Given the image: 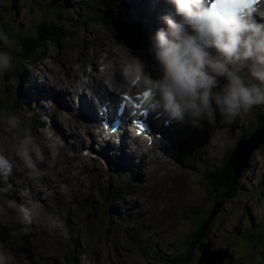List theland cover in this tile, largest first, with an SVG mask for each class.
I'll list each match as a JSON object with an SVG mask.
<instances>
[{
	"label": "rangeland",
	"instance_id": "1",
	"mask_svg": "<svg viewBox=\"0 0 264 264\" xmlns=\"http://www.w3.org/2000/svg\"><path fill=\"white\" fill-rule=\"evenodd\" d=\"M49 2L50 0H0V26L16 41L10 52L14 67L10 72H0V116L5 111L9 114L23 113L31 130L40 124V129L32 131L38 138L46 130L42 129L43 123H39L38 116L48 113L59 125L61 130L59 129L58 136L64 142V168L54 173V180L47 176L43 178V184L51 195L45 192L39 195L31 193L48 213L64 219L71 239L64 240L47 230L42 234L45 229L39 226H34L30 235H22L21 225L15 216L14 219L11 215L0 216V243L9 251L7 254L12 257L13 264H154L157 260L172 264V254L178 257L176 264H196L199 253L196 246L199 240L211 243L212 247L228 245L231 252L230 264H264V234L250 238L251 231L263 230L255 224L264 219V138L261 145L252 152L236 182L232 183L238 190L233 195H228L232 191L230 188L219 193L209 189L212 176L205 174L211 169L225 172L226 158L237 141L246 138L241 134H251L256 128L260 130L264 123L250 112L242 113L232 124H225L217 112L216 124L221 123L222 131L213 135L210 129L212 124L207 120L201 121L208 129L204 132V138L200 137L198 142L200 150H191L195 139L180 146L178 153H181L182 159L178 161L177 156L172 159L176 168L172 178L165 179V182L156 187L163 190V184L168 183L169 192H163L162 197L160 193H155L148 199L150 203L161 202L160 211L163 216L155 219L146 205L140 209L132 208L137 192L132 186L134 176L137 174V184L145 177L136 168L133 171H123L124 168L118 170L90 145L82 147V144H87L84 131L70 133L66 116L70 117L71 114L67 112L65 116L56 110V103L47 99L40 82L46 78L53 81L55 74L62 75L57 71L61 69L62 61L67 57L80 55L91 47L90 44L86 47L77 46L87 27L99 37L103 46L109 44L117 53L116 49L122 45L117 44L106 29L118 22V18L122 19V15L132 23L142 22L127 12V7L121 0H60L52 3L51 8L47 7ZM137 8L139 9V5ZM166 8L163 7L167 12ZM104 10L110 19L119 17L105 26L97 18ZM146 18L143 17V20L148 38L144 48L139 50L141 47L134 42L126 45L133 56L145 57L147 53L144 50L149 49V44L152 45L150 41L154 36L151 28L156 25L149 17L147 22ZM154 23L160 24L161 21ZM34 33V36H28ZM22 43L25 45L24 50L21 48ZM34 43L37 46L33 47ZM0 51L9 50L0 43ZM21 54L25 56H20ZM152 60L149 54L146 57L147 65ZM93 67L85 65L88 73H104L102 65ZM19 74L23 75L25 84L30 87V94L19 98L18 107L14 111L10 108L14 102L13 97L5 96L7 93L15 96L19 92L13 85ZM4 76H7L6 80ZM90 77L91 75L88 79ZM36 84L40 89L32 88ZM70 91V87L64 89L65 94ZM252 112L264 117V105L255 106ZM48 124L53 122L49 121ZM160 141L165 143L162 138ZM139 143L145 145L142 141ZM159 144L157 142L152 147L156 152L164 153L158 147ZM240 154L241 152L238 153ZM73 155L81 159L76 170L71 168L70 157ZM242 164L241 157L237 170ZM232 178L233 175L230 179ZM28 180L25 173L14 172L10 178L14 187L11 198L15 195V199L19 201L17 196L20 192L30 191L25 184ZM18 182L24 187L19 186ZM138 200L141 205L143 201ZM216 200L222 203L220 211L215 215L205 237L196 240L193 234L200 224L195 213L206 218ZM2 204L0 201V205ZM142 211L148 212L151 219L146 216L148 221L143 222ZM187 249L191 251L184 262Z\"/></svg>",
	"mask_w": 264,
	"mask_h": 264
},
{
	"label": "clouds",
	"instance_id": "2",
	"mask_svg": "<svg viewBox=\"0 0 264 264\" xmlns=\"http://www.w3.org/2000/svg\"><path fill=\"white\" fill-rule=\"evenodd\" d=\"M170 3L181 19L164 14L161 19L167 30L155 32L150 49L160 75L153 78L145 71V62L123 44L116 49L123 57L121 80L106 76L105 84L125 95L134 87L147 109L193 128H202L203 120L215 125L217 112L220 120L232 124L242 113L264 105V22L255 18L264 21V0ZM0 43L9 50L0 51V72L7 73L14 67L10 52L16 41L2 26ZM63 148L55 130H45L40 138L34 135L23 113L5 111L0 116V216H15L22 235H30L39 226L64 240L71 239L64 219L48 213L31 191L20 192L19 201L10 196L14 172L25 173L36 191L51 195L43 178L54 180V173L63 170ZM7 253L0 243V264H10Z\"/></svg>",
	"mask_w": 264,
	"mask_h": 264
},
{
	"label": "bare ground",
	"instance_id": "3",
	"mask_svg": "<svg viewBox=\"0 0 264 264\" xmlns=\"http://www.w3.org/2000/svg\"><path fill=\"white\" fill-rule=\"evenodd\" d=\"M121 1L124 3V6L127 7V12L130 13L133 18L143 20V17L146 18V16H149V19L151 21H161L159 26L158 24L152 22L156 25L151 28L152 36H154L155 32L160 28H164L165 30H167V24L164 23L161 19L164 14H172L177 20L179 17L175 14V7L172 3H170V0ZM138 5L139 9L137 8ZM164 5L167 6L166 9L169 10L168 13L165 12V9H163ZM255 18L258 22H264L260 17ZM113 19L117 20V18ZM127 25L129 28L130 23L128 22ZM150 42L153 43V39ZM87 44L91 45L89 49L83 51L80 55L76 54L75 57H67V59L62 61L61 69L57 70L62 75L55 74V78L53 81H48L46 78L45 81L41 80L40 82V87L44 90V95L49 100H54V102L56 103V110H59V112L66 111L71 114V111L67 107V104L65 102L64 89L68 87H70L72 89V92H74L75 94H80L81 98L87 103L90 108H93V105L96 101L104 100L105 97L107 99L116 98V91L111 90L105 84L104 80L106 76H112L117 82H120L121 78L119 73V63L123 58L122 55L115 53L109 44L103 46V43L99 41V37L93 31L91 32L89 27H87L83 32L81 41L77 43V46L86 47ZM150 49H152L151 44L148 51H150ZM136 51L139 52V50ZM105 53H107L108 55H106ZM108 56L109 59H106ZM144 56L145 57H142V55H140L138 57L145 62V71L150 73L153 78L158 77V62L155 60V58H153L152 63L150 65H147L146 55ZM71 63H73L74 66H72ZM86 64L90 65L91 68H94L93 66L102 65L104 73H88L87 69L85 68ZM89 75H91L89 79L87 78L85 80H81L83 76ZM40 87L37 84L36 86L32 85L33 89H40ZM26 101L28 100L26 99ZM130 116L132 115L130 113H127L128 121ZM38 118L40 119L39 123H43L42 129L55 130V133L57 135L59 134V126L55 124L52 115L44 113L43 115L38 116ZM105 119L110 124L112 123V120L108 116H105ZM49 121L53 122V124L49 125ZM86 121L87 120L82 117H76L69 122V125L72 131L78 129H84L85 131H87ZM154 121L155 127L159 126L162 128L164 140H166V143L161 146L164 153L156 152L153 149L150 150L149 147L143 146L140 143H136V146L129 148V146L123 142L115 144L112 141L100 145L99 153L102 154V156L107 160L108 163L114 165L118 170H122L124 168L123 171H125L126 169L133 171L136 168V171L138 173H142V176H144L145 179H141V182H139L138 184L135 183V177H137V174L134 176V182L132 183V186L134 187V190H137V192L135 200L131 205L132 208L135 209H140L143 205H146L149 209V212H151L152 217L156 219L163 216L162 212L160 211L162 204L161 202L157 201H151L150 203L148 199L155 195V193H160V196L162 197L164 195L163 192H169L170 189L168 187L170 185L168 183L163 184V190H158L156 187L160 183L165 182V179L172 178V174L176 171V168L174 167V161L172 159H174L176 156L177 159H179L181 154L174 152V148L183 146L187 143H191L195 139L196 141L192 145L195 149L200 150L197 147L198 142L200 141V137H202V139L204 138V132L208 129V127L206 125H203L202 128H193L190 124H188L179 131H174L170 126L164 128L162 122H160L158 118H154ZM220 124L221 123L218 122L217 124L210 126L213 135L220 134V132L222 131ZM208 140L210 139L208 138ZM81 146L87 147V144H82ZM62 157H65L64 153H62ZM70 161L71 168L76 170L79 163L81 162V159L79 156L73 155L70 157ZM25 184L31 192H36L37 195L41 194V191H36V189L32 187V184L29 180L27 183L25 182ZM18 185L21 186V182H18ZM23 187L24 186L22 185V188ZM150 188L153 189L149 192ZM17 198L20 200V195L17 196ZM138 199H140L141 202L143 201L141 205ZM1 203H3V201H1ZM146 216L151 219V216L148 212H143V222L148 221L145 219ZM10 217L14 219L13 215H11ZM45 232L46 230L43 231L42 234H44ZM12 260L13 259L10 256V264H13Z\"/></svg>",
	"mask_w": 264,
	"mask_h": 264
},
{
	"label": "trees",
	"instance_id": "4",
	"mask_svg": "<svg viewBox=\"0 0 264 264\" xmlns=\"http://www.w3.org/2000/svg\"><path fill=\"white\" fill-rule=\"evenodd\" d=\"M97 18L103 23V25L108 26L109 22H110V18L108 17V15L106 14L105 10L100 12V14L97 16ZM116 21V20H115ZM114 21V22H115ZM130 23V27L128 28L127 23ZM110 35V37L118 44H125V45H131L133 44V42L135 44H138L139 47H143L144 43H145V37L143 35V31L140 25L138 24H134L132 23L129 19H127L126 17H123L122 19L118 18V22L113 23V26H109V29H106ZM34 34L32 35H28L29 37L34 36ZM136 40V41H135ZM130 43V44H129ZM39 45V44H38ZM37 46V43L33 44V47ZM21 48L24 50L25 49V45L24 43H22ZM20 56H25L24 54H21ZM18 79L15 80V82L13 83V85L18 84ZM23 83V78H20V90H21V84ZM19 90V91H20ZM12 94V93H11ZM23 95V93H22ZM21 93L18 92L15 97H13L15 104L13 102V105H11V109L16 111L17 109V100L20 98ZM7 97V96H5ZM253 111V109H252ZM251 111V113L253 115H256L255 117L262 123H264V117L261 116L260 114H255ZM244 133V132H243ZM243 135V137H247L250 134H241V136ZM225 168L227 169L225 172H215L213 171V169L211 170H207L205 174H207V176H212V178L209 180L211 181L210 186L208 187L209 189H212L213 191H215L216 193H219V191H224L227 188H230L232 191L228 194V195H233L235 192H237L238 190H236L237 188L236 185L235 187L232 186L233 178L230 179L231 175H233L234 177V171L231 165H229L228 163L226 164ZM221 179V180H219ZM217 180V181H216ZM112 192L110 191L109 195H111ZM226 193H224L225 195ZM226 196V195H225ZM236 196V195H235ZM217 199H219V197L217 196ZM209 214V212H208ZM199 221V226L197 227L196 231L194 232L193 236L196 238V240H198L199 238V232H200V227L204 222L203 216L201 214H196ZM207 217V216H206ZM263 224V225H262ZM256 227H262L263 230L261 229H256L255 231H251L250 232V238H252V236H256V237H260L261 233L264 234V219L263 221H260L259 223L255 224ZM193 243V242H192ZM190 251L191 249H187L186 250V256H185V260L184 262L187 260V258L190 255ZM172 259H171V263L172 264H176V262H178V257L175 256L174 254L171 255ZM230 259L226 260L223 264H230L231 262L229 261ZM154 264H165L159 260L155 261Z\"/></svg>",
	"mask_w": 264,
	"mask_h": 264
},
{
	"label": "water",
	"instance_id": "5",
	"mask_svg": "<svg viewBox=\"0 0 264 264\" xmlns=\"http://www.w3.org/2000/svg\"><path fill=\"white\" fill-rule=\"evenodd\" d=\"M58 1L59 0H50L49 4L47 5L51 8L52 3H57ZM6 79L7 76H4V80ZM259 129L260 130H254L246 138H242L243 140L239 139L236 143V146L230 152L227 158V163L232 166L234 171V182H236L237 176L242 173V171L246 167L247 161L250 159L252 152L256 148H258L263 141L264 126H260ZM239 152H241L240 155H238ZM241 157L243 160V164L237 170V163ZM221 206L222 203L219 200H216L212 204L208 216L204 219V222L200 227L199 239L205 237L207 229L215 219V215L220 211ZM196 249L200 253V255L199 253L197 255L196 264H223L227 259H231V252L228 245H224L221 247H212L211 243L199 240Z\"/></svg>",
	"mask_w": 264,
	"mask_h": 264
},
{
	"label": "snow or ice",
	"instance_id": "6",
	"mask_svg": "<svg viewBox=\"0 0 264 264\" xmlns=\"http://www.w3.org/2000/svg\"><path fill=\"white\" fill-rule=\"evenodd\" d=\"M145 95H147V93H145ZM144 130V125H140V131Z\"/></svg>",
	"mask_w": 264,
	"mask_h": 264
}]
</instances>
